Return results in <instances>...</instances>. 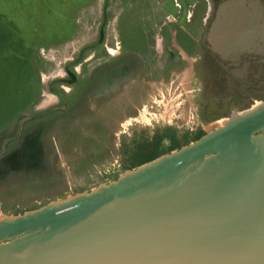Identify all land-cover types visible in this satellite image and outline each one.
<instances>
[{
	"label": "water",
	"instance_id": "1",
	"mask_svg": "<svg viewBox=\"0 0 264 264\" xmlns=\"http://www.w3.org/2000/svg\"><path fill=\"white\" fill-rule=\"evenodd\" d=\"M256 18L219 6L216 52ZM0 264H264V104L89 191L0 216Z\"/></svg>",
	"mask_w": 264,
	"mask_h": 264
},
{
	"label": "rangeland",
	"instance_id": "2",
	"mask_svg": "<svg viewBox=\"0 0 264 264\" xmlns=\"http://www.w3.org/2000/svg\"><path fill=\"white\" fill-rule=\"evenodd\" d=\"M182 2L184 9L194 11L199 26L206 0ZM176 3L66 0L63 14L72 24L68 34L56 41L40 37L21 47L16 37L28 38L34 28L44 34L48 15L43 11L47 5L30 8L31 0H0V54L19 50L18 60L8 55L0 57V140L14 133L19 119L58 105L59 98L53 91L58 89L56 80L66 78V68L80 70L82 65L81 76L85 78L98 63L104 65L111 60L108 51L114 49L116 54L117 46L122 49L141 41L144 48L148 43L154 45L166 17L172 20L178 14ZM57 5L61 6L60 0ZM142 68L111 96L84 95L78 110L62 114L60 122L43 132L38 140L40 160L28 171L10 170L0 180V216L35 209L116 179L152 156L149 150L137 147L153 142L155 136H162L155 150L161 156L218 126L215 122L204 124L202 131L190 118L192 109L185 104V94L190 98L192 94L186 70L178 78L170 73L155 79L150 78V67ZM29 80L38 82V88L26 84ZM176 109L179 119L174 117ZM184 121L185 127L181 125Z\"/></svg>",
	"mask_w": 264,
	"mask_h": 264
},
{
	"label": "flooded vegetation",
	"instance_id": "3",
	"mask_svg": "<svg viewBox=\"0 0 264 264\" xmlns=\"http://www.w3.org/2000/svg\"><path fill=\"white\" fill-rule=\"evenodd\" d=\"M176 5L180 7L178 14L172 20L166 17L167 21L156 34L160 38L154 45L148 43L144 48L141 41L136 44L138 48L128 44L122 49L117 46L116 54L114 49L108 51L112 59L104 65L98 63L97 68L93 72L88 71L85 78L81 76L82 65L80 70L77 67L72 70L66 68V78L57 79L58 89L53 91L59 98L58 105L31 113L28 119H19L14 133L0 140V180L7 176L8 171H28L40 160L39 137L50 126L60 122L62 114L78 110L84 95L94 98L111 96L140 74L143 66L145 69L150 67V78L155 79L170 73L178 78L180 72H188L187 83L192 98L185 94V104H190V118L197 121L196 125L202 131L204 124L218 123L216 129L234 116L264 104V0H244V4L236 0H206V10L199 26H196L194 11L184 9L182 0H177ZM219 6L228 13L236 8L250 11L257 17L255 26L250 27V31L246 30L243 37L240 35L242 31L236 32L235 38L232 36L235 43H230L229 37L224 38V45L233 50L225 54L216 52L210 36V27ZM239 39L243 43L237 44ZM143 56L145 58L142 59ZM177 110L174 117L179 119ZM181 125L185 127L187 121Z\"/></svg>",
	"mask_w": 264,
	"mask_h": 264
},
{
	"label": "trees",
	"instance_id": "4",
	"mask_svg": "<svg viewBox=\"0 0 264 264\" xmlns=\"http://www.w3.org/2000/svg\"><path fill=\"white\" fill-rule=\"evenodd\" d=\"M57 1L58 0H44V3L47 5V7L44 6V10L43 12H45V14H47L48 16L44 19V22L46 24H44L45 27V32L44 34H41L40 32L37 31V28H32L33 29V33L31 32L28 35V38L24 37V36H18L16 37L17 39H15V42L21 46V47H26L29 45L30 42L34 41L33 39H37L40 37H44L45 39H48V41H56L60 38H62L63 36H66L68 34V31L71 29V21L68 20L65 15L63 14L64 12V7L62 6L63 3L66 1H62L60 0V5L62 6H58L57 5ZM31 7L30 8H35L38 6H43V4L41 3L40 0H31ZM58 6V7H57ZM39 8V7H38ZM36 11V13H38V10H34ZM52 14H54L53 16H51ZM51 16V17H50ZM49 17V18H48ZM38 27V26H36ZM11 49V48H10ZM12 53H10L11 55L8 54H0L1 58H5V55L10 56L12 59L14 58H19V50H10ZM14 57H13V56ZM14 63V61H13ZM22 83H19V86H21ZM26 84L29 85H33L36 89V87L38 88V82H35L33 80H29V82H26ZM203 134L200 133L197 138H199L201 135ZM162 136H155L154 141L153 142H144L143 144L139 145L137 148L140 149H146L149 150L150 152H152V156H150L147 160L145 161H141L140 163H138L136 166L145 163L147 161H150L156 157H158L159 155H156V149H157V145L160 143ZM175 146V145H174ZM177 147V146H176ZM175 148V147H173ZM171 148L170 151L173 149Z\"/></svg>",
	"mask_w": 264,
	"mask_h": 264
},
{
	"label": "bare ground",
	"instance_id": "5",
	"mask_svg": "<svg viewBox=\"0 0 264 264\" xmlns=\"http://www.w3.org/2000/svg\"><path fill=\"white\" fill-rule=\"evenodd\" d=\"M222 126V125H221Z\"/></svg>",
	"mask_w": 264,
	"mask_h": 264
}]
</instances>
